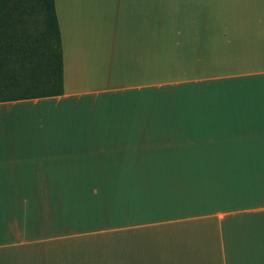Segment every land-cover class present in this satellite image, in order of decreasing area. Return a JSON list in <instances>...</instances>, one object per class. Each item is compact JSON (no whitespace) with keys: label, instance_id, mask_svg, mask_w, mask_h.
I'll use <instances>...</instances> for the list:
<instances>
[{"label":"crops","instance_id":"crops-1","mask_svg":"<svg viewBox=\"0 0 264 264\" xmlns=\"http://www.w3.org/2000/svg\"><path fill=\"white\" fill-rule=\"evenodd\" d=\"M63 93L0 102V264H264V0H54Z\"/></svg>","mask_w":264,"mask_h":264},{"label":"trees","instance_id":"trees-1","mask_svg":"<svg viewBox=\"0 0 264 264\" xmlns=\"http://www.w3.org/2000/svg\"><path fill=\"white\" fill-rule=\"evenodd\" d=\"M63 90L54 0H0V102Z\"/></svg>","mask_w":264,"mask_h":264}]
</instances>
